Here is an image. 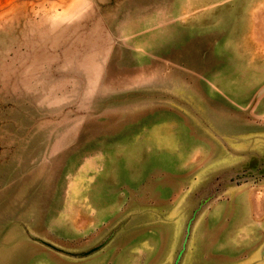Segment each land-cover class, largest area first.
I'll return each instance as SVG.
<instances>
[{
	"label": "rangeland",
	"instance_id": "374dc122",
	"mask_svg": "<svg viewBox=\"0 0 264 264\" xmlns=\"http://www.w3.org/2000/svg\"><path fill=\"white\" fill-rule=\"evenodd\" d=\"M0 264H264V0H0Z\"/></svg>",
	"mask_w": 264,
	"mask_h": 264
},
{
	"label": "crops",
	"instance_id": "0c3cea01",
	"mask_svg": "<svg viewBox=\"0 0 264 264\" xmlns=\"http://www.w3.org/2000/svg\"><path fill=\"white\" fill-rule=\"evenodd\" d=\"M161 125V126H160ZM155 126L156 127H158L157 128V130H159V131H163L164 130V128H163V123L161 122V124H159V123H157V124H155ZM166 134H169V130L167 129V133ZM233 198V197H232ZM224 217V215H222V218ZM232 218H234V215H232Z\"/></svg>",
	"mask_w": 264,
	"mask_h": 264
}]
</instances>
